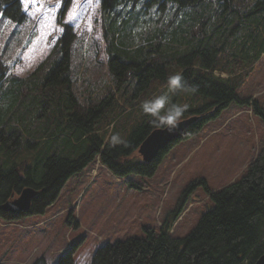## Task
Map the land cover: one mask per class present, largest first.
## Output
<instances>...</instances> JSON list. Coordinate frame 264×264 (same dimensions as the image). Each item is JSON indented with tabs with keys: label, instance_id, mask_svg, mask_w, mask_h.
Here are the masks:
<instances>
[{
	"label": "trees",
	"instance_id": "16d2710c",
	"mask_svg": "<svg viewBox=\"0 0 264 264\" xmlns=\"http://www.w3.org/2000/svg\"><path fill=\"white\" fill-rule=\"evenodd\" d=\"M0 17L2 24H21L22 0H0ZM100 17L101 43L67 26L27 77L8 73L0 59V218L6 221L42 214L97 157L119 179L153 177L172 146L149 164L132 159L149 134L171 119L201 117L182 141L232 103L242 104L237 91L243 77L264 53V0H102ZM104 54L113 86L88 73L79 89L78 62L101 61ZM158 86L188 94L190 103L157 116L152 94ZM120 99L133 103L130 115L117 111ZM254 113L264 123V109L257 105ZM25 188L39 192L30 211L4 212L2 206ZM210 200L209 212L187 237L171 236L175 219H167L159 233L147 229L142 237L100 248L91 264L255 263L264 255V149L240 180ZM56 264H74L73 252Z\"/></svg>",
	"mask_w": 264,
	"mask_h": 264
},
{
	"label": "rangeland",
	"instance_id": "374dc122",
	"mask_svg": "<svg viewBox=\"0 0 264 264\" xmlns=\"http://www.w3.org/2000/svg\"><path fill=\"white\" fill-rule=\"evenodd\" d=\"M101 3L22 0L21 24H2L4 19H0V59L8 65L7 72L27 77L50 55L67 26L77 36L101 43ZM8 41L11 45L5 47ZM105 56H99L101 61L91 57L78 62L82 68L77 77L79 89H83L88 73L89 79H102L103 86H113ZM87 66L91 71L84 73ZM215 76L228 78L226 74ZM155 90V113L162 118L190 103L191 96L175 95L171 86H158ZM237 95L242 104L233 103L197 135L175 144L153 177L119 179L97 157L83 173L66 183L57 200L42 214L8 221L0 218V264H32L40 258L47 264H56L70 252L74 264H91L100 248L142 237L147 229L159 233L167 219H175L171 236L183 239L190 235L212 207L210 194L240 180L264 149V123L254 113L257 105L264 109V55L243 77ZM121 101L117 111L130 115L133 103ZM134 158H141L138 151ZM129 181L140 190L131 188Z\"/></svg>",
	"mask_w": 264,
	"mask_h": 264
},
{
	"label": "water",
	"instance_id": "95a60500",
	"mask_svg": "<svg viewBox=\"0 0 264 264\" xmlns=\"http://www.w3.org/2000/svg\"><path fill=\"white\" fill-rule=\"evenodd\" d=\"M197 120L198 117H192L152 131L140 146V153L145 164L151 163L161 152L170 148L174 143L182 139L187 129ZM36 195L37 191L25 188L16 199L6 202L2 206V210L6 213L16 215L29 212L32 199L36 197ZM254 264H264V255L259 257Z\"/></svg>",
	"mask_w": 264,
	"mask_h": 264
},
{
	"label": "bare ground",
	"instance_id": "6f19581e",
	"mask_svg": "<svg viewBox=\"0 0 264 264\" xmlns=\"http://www.w3.org/2000/svg\"><path fill=\"white\" fill-rule=\"evenodd\" d=\"M38 195H39V192L37 191V195H36V197H37ZM34 198H35V197H34ZM34 198H33V199H34ZM33 199H32V200H33ZM31 203H32V202H31ZM257 260H258V259H257ZM255 263H256V262H255Z\"/></svg>",
	"mask_w": 264,
	"mask_h": 264
},
{
	"label": "snow or ice",
	"instance_id": "6c2138e0",
	"mask_svg": "<svg viewBox=\"0 0 264 264\" xmlns=\"http://www.w3.org/2000/svg\"><path fill=\"white\" fill-rule=\"evenodd\" d=\"M32 2L34 3V2H35V0H32ZM26 3H27V0H26Z\"/></svg>",
	"mask_w": 264,
	"mask_h": 264
},
{
	"label": "flooded vegetation",
	"instance_id": "af4514ba",
	"mask_svg": "<svg viewBox=\"0 0 264 264\" xmlns=\"http://www.w3.org/2000/svg\"><path fill=\"white\" fill-rule=\"evenodd\" d=\"M13 215H16V214H13ZM18 215H20V214H18ZM254 264V263H253Z\"/></svg>",
	"mask_w": 264,
	"mask_h": 264
},
{
	"label": "crops",
	"instance_id": "0c3cea01",
	"mask_svg": "<svg viewBox=\"0 0 264 264\" xmlns=\"http://www.w3.org/2000/svg\"><path fill=\"white\" fill-rule=\"evenodd\" d=\"M263 55H264V53L262 54V56H263ZM262 56H261V57H262Z\"/></svg>",
	"mask_w": 264,
	"mask_h": 264
}]
</instances>
